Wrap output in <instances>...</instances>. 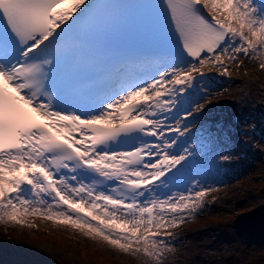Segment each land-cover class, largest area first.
<instances>
[{
    "label": "snow or ice",
    "instance_id": "snow-or-ice-1",
    "mask_svg": "<svg viewBox=\"0 0 264 264\" xmlns=\"http://www.w3.org/2000/svg\"><path fill=\"white\" fill-rule=\"evenodd\" d=\"M118 7L157 22L154 57L124 54ZM245 60L264 70V0H0V222H68L164 264L176 248L161 230L220 191L193 139L213 95L204 69L230 76Z\"/></svg>",
    "mask_w": 264,
    "mask_h": 264
},
{
    "label": "rangeland",
    "instance_id": "rangeland-1",
    "mask_svg": "<svg viewBox=\"0 0 264 264\" xmlns=\"http://www.w3.org/2000/svg\"><path fill=\"white\" fill-rule=\"evenodd\" d=\"M237 70L232 69L230 76L241 80L233 84L226 83L221 77L204 82L205 88L213 94L212 99L203 111L194 113L196 123L192 126V131L200 129L208 137L211 129L208 131L205 127L210 122L216 123L224 142H216L217 148L211 150L209 161L216 163L217 153H229V176L222 183L215 180V174L207 180L220 191L206 197L207 203L196 219L161 230V234L167 231L178 235L181 241L175 246V253L168 254L164 264H264V243L238 238L234 230L237 215L264 203V151H255L257 135L248 129L252 107L264 116V105L260 104L264 103V70L249 62L243 71ZM245 96L248 103L243 101ZM254 121L260 123L256 118ZM240 136L243 142L232 145V141H238ZM250 139L253 140L251 143ZM221 144H228V149L218 151ZM241 149L247 153L245 159L239 157ZM234 183L239 185L233 187ZM26 220L24 225L0 222V244L7 240L13 247H18L17 237H26V245L36 255L45 256L47 264H58V259L67 264H140L138 257L121 252L100 239H91L68 222L35 216L26 217ZM29 224L34 226L29 227ZM0 253H3L1 248ZM7 259L12 261L10 257ZM0 264L13 263L2 260Z\"/></svg>",
    "mask_w": 264,
    "mask_h": 264
},
{
    "label": "water",
    "instance_id": "water-1",
    "mask_svg": "<svg viewBox=\"0 0 264 264\" xmlns=\"http://www.w3.org/2000/svg\"><path fill=\"white\" fill-rule=\"evenodd\" d=\"M235 228L238 235L246 234L251 238L264 236V204L251 211L237 215Z\"/></svg>",
    "mask_w": 264,
    "mask_h": 264
},
{
    "label": "trees",
    "instance_id": "trees-1",
    "mask_svg": "<svg viewBox=\"0 0 264 264\" xmlns=\"http://www.w3.org/2000/svg\"><path fill=\"white\" fill-rule=\"evenodd\" d=\"M3 254H4V260H6L7 258L10 257L12 259L11 263H13V264H24V262L26 260H28V257L26 255H24V254H22V255H19V254L13 255L11 249L8 248L7 246L4 248V253ZM12 255H13V257H12ZM60 260L61 259H58L57 261H60ZM41 261L43 262V260H41ZM42 264H45V263H42Z\"/></svg>",
    "mask_w": 264,
    "mask_h": 264
},
{
    "label": "bare ground",
    "instance_id": "bare-ground-1",
    "mask_svg": "<svg viewBox=\"0 0 264 264\" xmlns=\"http://www.w3.org/2000/svg\"><path fill=\"white\" fill-rule=\"evenodd\" d=\"M245 63H248V61L247 60H245ZM234 68L236 69V66L234 65ZM206 70H207V68H206ZM218 77H221L220 75H218ZM224 78H226V80H225V82L226 83H231V84H233V83H235V82H238L239 80H241V79H238V77H236V76H229V75H225L224 76ZM238 80V81H237ZM238 183H234V186L233 187H235L236 185H237ZM239 185V184H238ZM237 187V186H236Z\"/></svg>",
    "mask_w": 264,
    "mask_h": 264
}]
</instances>
